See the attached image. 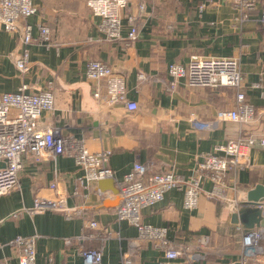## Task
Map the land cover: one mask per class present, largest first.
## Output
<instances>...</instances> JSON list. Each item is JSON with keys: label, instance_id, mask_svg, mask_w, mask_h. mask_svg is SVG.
Returning a JSON list of instances; mask_svg holds the SVG:
<instances>
[{"label": "crops", "instance_id": "1", "mask_svg": "<svg viewBox=\"0 0 264 264\" xmlns=\"http://www.w3.org/2000/svg\"><path fill=\"white\" fill-rule=\"evenodd\" d=\"M86 1L33 0L37 12L27 23L34 37L37 25L47 26L52 46L27 47L26 74L15 67L23 49L20 33L0 31V95L16 92L22 85L28 87L27 93L50 86L54 109L43 114V125L59 127L64 135L82 139L90 152L112 151L109 166L116 187L134 163L147 167L149 174L173 165L179 176L188 179L216 145L256 139L257 143L245 150L250 167L229 172L232 188L225 201L202 196L197 208L187 211L183 209V192L172 190L160 203L141 211L142 222L166 228L167 238L176 248L207 238L204 258L198 264H240L246 229L231 224V216L242 208L248 191L257 185L264 187V147L258 142L264 138V89L252 88L264 65V26L259 22L264 1L245 10L239 8V0H147V18L139 25L137 41L131 44L126 40L125 16L121 18L120 40L106 41L98 29L99 19L92 16ZM126 12L135 13V6L130 5ZM192 55L239 60L246 100L256 113L251 125L220 122L210 131L192 128L191 114L213 122L218 111L235 108V91L230 88L189 89L180 80L169 90L168 66L186 64ZM89 61L105 63L124 78L128 100L137 104V111L107 106L93 98L97 83L86 78ZM140 74L146 80H138ZM82 177L83 172L66 157L25 164L18 188L0 197L1 264H18L19 251L8 243L32 235L39 236L35 264H46L48 259L52 264H83L80 251L90 249L102 251L101 264H120L132 249L136 251L133 264L163 261V254L150 242L140 240L134 227L117 222L118 196L107 191L99 197L97 183L82 189ZM52 183L56 193L50 189ZM75 189L78 196H73ZM204 189L209 190L210 185L205 184ZM56 194L66 199L69 217L25 211L35 197L55 199ZM92 221L98 224V237L90 239L92 230L85 227ZM262 241V252L245 264H264Z\"/></svg>", "mask_w": 264, "mask_h": 264}, {"label": "built area", "instance_id": "2", "mask_svg": "<svg viewBox=\"0 0 264 264\" xmlns=\"http://www.w3.org/2000/svg\"><path fill=\"white\" fill-rule=\"evenodd\" d=\"M147 0H87L86 6L93 17L99 19L98 29L106 41L120 40L122 15L127 21V38L129 44L137 41L139 25L147 18L145 14ZM264 0H239V8L253 10ZM135 6V13H128L129 6ZM202 8V7H201ZM37 12L33 0H0V31L20 33L23 49L15 60V67L21 74L29 70V52L27 47L39 44L52 46L50 29L39 24L37 34L32 35V27L27 20ZM126 12V13H124ZM124 13V14H123ZM260 24L264 26V11L260 15ZM171 81L169 90L173 91L180 80L189 89L230 88L235 91V108L230 111H218L213 122L201 121L193 114L189 120L193 129L210 131L214 123L233 122L241 126L251 125L255 120L254 107L246 100L243 74L239 60L233 57H208L192 55L186 64H171L167 68ZM86 78L97 83L93 98L107 106L122 105L126 111L135 112L138 106L128 100V91L124 78L115 74L111 67L100 61H89L86 64ZM138 80L144 81L143 74ZM252 88L264 89V65L259 82ZM28 87L22 85L16 92L0 95V197L18 188L19 176L26 163L40 164L46 158L66 157L73 160L75 166L83 172L79 179L82 189L100 180L112 179L114 172L109 166L112 151L90 152L82 139L64 135L56 126H45L42 123L44 113L54 109V96L48 86L36 93H27ZM264 147V138L258 141ZM257 140H229L225 144L216 145L207 153L202 162L194 169V174L184 179L176 173L175 167L169 166L157 173L148 172L147 167L134 163L131 170L117 184L119 205L116 208L117 222H126L137 230L140 240L151 243V246L163 254L159 264H198L204 258L203 249L207 238H200L194 245H183L176 248L167 238V229L154 227L142 222L141 211L160 203L164 195L172 190L183 192V209L193 211L197 208L202 196L218 201L226 200V193L232 186L227 180L233 169L250 167L245 150L253 147ZM210 189L205 190L204 185ZM50 189L56 193V185ZM99 197L106 194L97 191ZM75 189L73 196H78ZM245 207L244 204L242 208ZM264 219V200L254 206ZM29 215L46 212L62 213L69 217L70 210L66 199L56 194L55 199L35 197L30 208L25 209ZM86 229L92 230L88 238H97L98 224L89 222ZM38 235L16 237L8 246L17 249L18 264H35L36 243ZM264 239V223L253 229L242 232L243 247L240 264L262 252L260 242ZM135 250L123 255L120 264H133ZM201 253V254H200ZM80 257L83 264H101V250H82ZM1 264V263H0ZM46 264H52L48 259Z\"/></svg>", "mask_w": 264, "mask_h": 264}, {"label": "water", "instance_id": "3", "mask_svg": "<svg viewBox=\"0 0 264 264\" xmlns=\"http://www.w3.org/2000/svg\"><path fill=\"white\" fill-rule=\"evenodd\" d=\"M0 166H4L0 164ZM97 187L100 192L109 191L115 196H118V189L112 179L100 180L97 182ZM118 198V197H117ZM264 199V187L257 185L252 190L247 192L246 202L243 208L238 212L232 214L231 224L242 225L245 229H253L255 226H262L264 219L261 217V212L254 206L256 203L261 202ZM119 199H116V202Z\"/></svg>", "mask_w": 264, "mask_h": 264}, {"label": "trees", "instance_id": "4", "mask_svg": "<svg viewBox=\"0 0 264 264\" xmlns=\"http://www.w3.org/2000/svg\"><path fill=\"white\" fill-rule=\"evenodd\" d=\"M263 241L260 242V244H262Z\"/></svg>", "mask_w": 264, "mask_h": 264}]
</instances>
